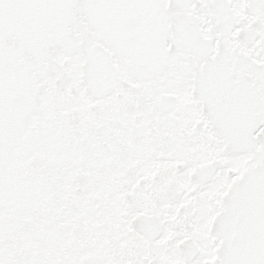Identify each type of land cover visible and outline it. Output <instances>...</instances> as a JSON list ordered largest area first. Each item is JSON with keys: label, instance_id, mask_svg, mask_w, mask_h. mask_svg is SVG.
Here are the masks:
<instances>
[{"label": "snow or ice", "instance_id": "obj_1", "mask_svg": "<svg viewBox=\"0 0 264 264\" xmlns=\"http://www.w3.org/2000/svg\"><path fill=\"white\" fill-rule=\"evenodd\" d=\"M0 264H264V0H0Z\"/></svg>", "mask_w": 264, "mask_h": 264}]
</instances>
